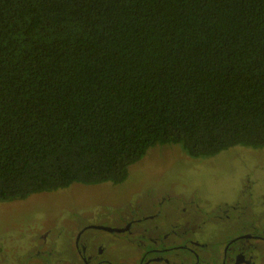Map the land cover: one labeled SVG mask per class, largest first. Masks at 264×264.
I'll list each match as a JSON object with an SVG mask.
<instances>
[{
	"label": "trees",
	"instance_id": "trees-1",
	"mask_svg": "<svg viewBox=\"0 0 264 264\" xmlns=\"http://www.w3.org/2000/svg\"><path fill=\"white\" fill-rule=\"evenodd\" d=\"M157 145L264 147V0H0V201Z\"/></svg>",
	"mask_w": 264,
	"mask_h": 264
},
{
	"label": "rangeland",
	"instance_id": "rangeland-1",
	"mask_svg": "<svg viewBox=\"0 0 264 264\" xmlns=\"http://www.w3.org/2000/svg\"><path fill=\"white\" fill-rule=\"evenodd\" d=\"M156 209L168 241L182 242L190 232L200 238L207 249L198 248L201 264L220 262L227 242L235 250L253 248L264 264V241L237 240L250 229L264 232V147L236 145L192 157L178 145H157L130 165L122 182H76L0 201V264H69L85 225H113L116 215L143 217ZM130 253L126 264H136L141 250L133 246Z\"/></svg>",
	"mask_w": 264,
	"mask_h": 264
},
{
	"label": "flooded vegetation",
	"instance_id": "flooded-vegetation-1",
	"mask_svg": "<svg viewBox=\"0 0 264 264\" xmlns=\"http://www.w3.org/2000/svg\"><path fill=\"white\" fill-rule=\"evenodd\" d=\"M154 206L157 208L156 202ZM116 216L120 221L113 224L115 226L110 225V223L105 225L90 223L87 226L85 225L83 229L88 230L90 228L88 231H92L91 234L84 236L83 229L77 233L73 244L75 254L73 256L69 255V259L72 256L75 260L71 263L69 260V264H126L127 258L133 256L131 253L129 254L130 248L133 246L141 250V253L131 261L132 263L189 264L180 259L181 255L177 253L178 250L184 248L194 259L192 264H201L198 248L207 249L200 242V238L193 237L190 232L182 242L168 241L167 236L169 233H167L166 228L164 229L161 218L157 217L160 216L158 209L143 217H137V214L132 218ZM259 230L254 228L250 229L249 232L241 233L237 240L244 237L250 240L264 241V232L262 234L258 232ZM115 233H118L119 237ZM132 243L137 246L131 245ZM227 244L226 249L222 251V259L217 264H258V258H255L253 248L249 246L238 247L235 250L232 249L231 243L227 242ZM173 257L179 258V261L174 260Z\"/></svg>",
	"mask_w": 264,
	"mask_h": 264
},
{
	"label": "crops",
	"instance_id": "crops-1",
	"mask_svg": "<svg viewBox=\"0 0 264 264\" xmlns=\"http://www.w3.org/2000/svg\"><path fill=\"white\" fill-rule=\"evenodd\" d=\"M178 251H181V257H180V259H182L184 262H188L189 263V261H191L189 264H192V262L194 261V259L189 255V253L188 252H186L185 251V249L184 248H182V249H180V250H178ZM180 255V254H179ZM256 258V257H255ZM260 259V258H259ZM179 261V260H178ZM180 263V262H179Z\"/></svg>",
	"mask_w": 264,
	"mask_h": 264
}]
</instances>
